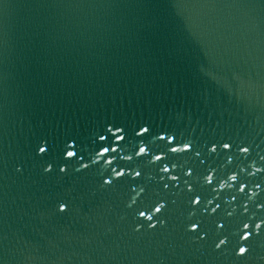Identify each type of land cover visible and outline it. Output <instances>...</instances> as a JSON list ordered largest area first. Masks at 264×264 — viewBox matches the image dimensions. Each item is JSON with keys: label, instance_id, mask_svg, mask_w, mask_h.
Segmentation results:
<instances>
[{"label": "snow or ice", "instance_id": "obj_1", "mask_svg": "<svg viewBox=\"0 0 264 264\" xmlns=\"http://www.w3.org/2000/svg\"><path fill=\"white\" fill-rule=\"evenodd\" d=\"M107 131L111 134L112 137H114L115 141H123L124 138H125V137L121 134V133L123 132V129H122V128L117 127L114 131H113L112 128H109ZM148 132H149V128H147V127H141V128L139 129V131L136 132V135L142 137L144 134H146V133H148ZM157 138H158L160 141H165V139H166V137H165L164 135H159ZM99 139H100V140H105V139H106V136H105V135H100ZM174 141H175V137H174V136H168V137H167V144H166V147H167V150L170 151V152H172V153H177V152H187V151L190 149V147H191V146H190L189 144H187V143L183 144L182 147H180V146H173V142H174ZM223 147H224L225 149H227V148L230 147V145L227 144V143H225V144L223 145ZM213 150H215V148H213ZM241 150L244 151V152H247V151H248L247 148H242ZM41 151H44V149H41ZM109 151H111V152H116V149H115V148H111V147H102V150L99 151V152L97 153V155L100 156V157H104ZM146 152H147V149H146L145 147H139V150H138L135 154H136L137 156H143V155L146 154ZM67 155H68L69 157H72V156L75 155V153L69 151V152L67 153ZM131 158H132L131 156L128 157V159H131ZM154 159L157 160V161H160V160L164 159V157L161 156V155H155V156H154ZM106 162H107L108 164H111V163H112L111 160H107ZM163 171L167 172V171H169V169H168L167 167H165V168L163 169ZM117 175H118V176L123 175V172H117ZM137 175H139V173H137ZM173 179H176V177H173ZM209 182H211V181H209ZM241 191H243V188H241ZM194 202L198 204V203H199V198H197ZM217 207H218V205H217ZM157 211H159V208H157ZM140 215L143 216L144 213L141 212ZM255 227H256V228H260L261 225H260V224H256ZM243 228H244L245 230H247V229L249 228V225L245 223V224L243 225ZM194 229H195V225L193 226V230H194ZM250 234H251L250 232L245 231V232L242 233V237H241V238L244 239V240H247ZM220 243L223 244L224 241H220ZM217 246H219V245H217ZM245 252H246V249H245L244 247H241V248H240V253H241V254H244Z\"/></svg>", "mask_w": 264, "mask_h": 264}]
</instances>
